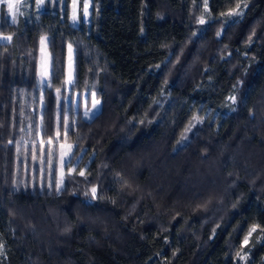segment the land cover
I'll return each instance as SVG.
<instances>
[{"label":"trees","instance_id":"obj_1","mask_svg":"<svg viewBox=\"0 0 264 264\" xmlns=\"http://www.w3.org/2000/svg\"><path fill=\"white\" fill-rule=\"evenodd\" d=\"M92 1L75 28L67 0L0 13V264H264V0H206L202 25V0ZM65 41L71 89L99 100L89 119L55 100ZM54 131L90 152L57 191L37 183Z\"/></svg>","mask_w":264,"mask_h":264},{"label":"rangeland","instance_id":"obj_2","mask_svg":"<svg viewBox=\"0 0 264 264\" xmlns=\"http://www.w3.org/2000/svg\"><path fill=\"white\" fill-rule=\"evenodd\" d=\"M206 0H202V7L199 14L195 17V23L197 25H202L206 22L205 10H206ZM80 2V18L82 22L87 26L90 21L91 11L96 9L95 3L92 0H67V17L68 23L72 28H75L78 24V5ZM38 0H19L18 11L16 12V20L17 17L27 18L28 21L36 20L40 14H53L55 10H58L59 13L63 11L65 0H44L42 7L38 10L37 7ZM87 5V8H85ZM85 11L87 12V16H85ZM239 7H234L233 9L226 12L224 15L225 18L233 19L240 14ZM0 13L2 17L5 19L7 23L15 24L16 21L12 22V14L9 12L7 3L2 2L0 0ZM73 15L76 16V21H73ZM204 22L201 23L200 21ZM0 36H10V34H0ZM42 38H46L44 43L42 44ZM47 41L48 36L45 32L41 33L38 38L37 44V64H36V72H37V80L40 85L48 84L49 78V62H50V53L47 49ZM1 43H7L8 41H2ZM75 42L65 41V57H64V73L62 84L60 88L53 89L55 93L56 103L60 102L63 106H70L69 119L68 121H72L77 115L79 118L89 119L96 111L99 102L97 96L95 95L93 90L82 89L80 91L72 90L71 86L73 83V49ZM85 55V52H83ZM88 56V55H87ZM97 58L94 57V62L96 63ZM46 73V74H45ZM60 93V94H59ZM232 99L230 98V101ZM76 113V114H75ZM87 113V115H86ZM196 122V120H193ZM28 124H26V127ZM53 128L57 126L56 116L54 115V123ZM36 129V139L38 136L39 122L35 123ZM188 130L187 128L185 131ZM42 142H40V150L37 156V160L42 163V181L37 180L38 185H42L45 188L49 187L50 178L53 180V188L55 191L61 188L64 181L68 180L69 176H80L84 165L89 156V150H83L78 153L75 157H70L72 143L69 139H65L63 134L60 136L56 131L53 132L51 138L45 143V148L42 149ZM49 161L51 162V166H49ZM63 161V164L61 163ZM41 169V168H40ZM38 174L40 175V170H38ZM52 174V175H51ZM59 183V187L57 184ZM83 190L81 193L86 199H90L93 197L92 189L94 186H83Z\"/></svg>","mask_w":264,"mask_h":264},{"label":"snow or ice","instance_id":"obj_3","mask_svg":"<svg viewBox=\"0 0 264 264\" xmlns=\"http://www.w3.org/2000/svg\"><path fill=\"white\" fill-rule=\"evenodd\" d=\"M2 2L7 3L8 10L12 14V22L14 23L16 21V12L18 11L19 0H2ZM43 3H44V0H38V4H37L38 10L42 7ZM85 8H87V5H85ZM85 16H87L86 11H85ZM73 21L74 22L76 21L75 15H73ZM200 22L203 23L204 21L201 20ZM11 39H12L11 36H0V40H2V41H9ZM45 39L46 38H42V44L44 43ZM96 103H98V101H96ZM86 115H87V113H86ZM61 163L63 164V161H61ZM49 166H51L50 161H49ZM81 175H83V173H81ZM59 183L60 182H58L57 187H59ZM92 193H93V196L95 197V193H96L95 188L92 189Z\"/></svg>","mask_w":264,"mask_h":264}]
</instances>
